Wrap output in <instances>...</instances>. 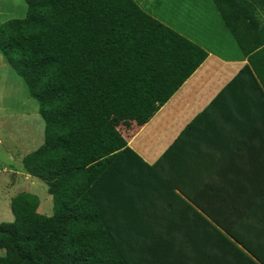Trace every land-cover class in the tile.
I'll return each instance as SVG.
<instances>
[{
	"label": "trees",
	"instance_id": "1",
	"mask_svg": "<svg viewBox=\"0 0 264 264\" xmlns=\"http://www.w3.org/2000/svg\"><path fill=\"white\" fill-rule=\"evenodd\" d=\"M24 1L23 18L0 24V52L39 104L44 142L23 165L47 184L54 213H40L38 195L18 193L15 220L0 223V264H264V193L255 181L200 180L176 158L191 125L154 164L120 129L144 122L206 60L185 32L215 24L211 5L237 56L257 59L259 6L191 0L184 12L156 0L158 16L137 0ZM236 89L264 114V88L249 65L220 95Z\"/></svg>",
	"mask_w": 264,
	"mask_h": 264
},
{
	"label": "crops",
	"instance_id": "2",
	"mask_svg": "<svg viewBox=\"0 0 264 264\" xmlns=\"http://www.w3.org/2000/svg\"><path fill=\"white\" fill-rule=\"evenodd\" d=\"M251 2L259 6L264 18V9L260 8L264 0ZM205 25H192L185 32L208 52L203 64L144 122H122L120 129L128 145L147 163L154 164L191 125L177 159L189 164L202 181L232 187L244 174L247 181H255L252 189L264 193V114L259 110L260 101L237 89L220 95L245 65L251 67L264 88V48L255 52L259 54L257 59L253 58L255 54L247 58L223 56L210 48L220 43L209 34L208 22ZM220 45L231 47L230 42Z\"/></svg>",
	"mask_w": 264,
	"mask_h": 264
},
{
	"label": "rangeland",
	"instance_id": "3",
	"mask_svg": "<svg viewBox=\"0 0 264 264\" xmlns=\"http://www.w3.org/2000/svg\"><path fill=\"white\" fill-rule=\"evenodd\" d=\"M137 1L150 13L160 15L162 8L155 7L156 0ZM170 1L176 3L185 12L188 9L187 2L191 0H164L167 5ZM196 1L200 7L204 4L208 8L211 4L207 0ZM211 9L215 24L212 26L208 23L211 28H208L211 30L209 34L214 36V40L220 44L226 45L230 42L231 47L215 43L210 48L223 56L239 55L241 51L236 47L231 34L224 28H220L222 24L220 16L212 5ZM26 13L27 7L24 0H0V24L11 18H23ZM170 18L175 20L174 16ZM38 109L39 104L30 96L23 79L5 61L0 52V223L15 220L11 207L12 199L24 191L39 196L41 214L51 216L54 213L53 198L48 192L47 184L42 180L32 178L25 172L23 165V158L44 141L45 122ZM8 169L12 171L8 172ZM33 180L37 182L32 184ZM4 255L5 251L0 248V256Z\"/></svg>",
	"mask_w": 264,
	"mask_h": 264
}]
</instances>
